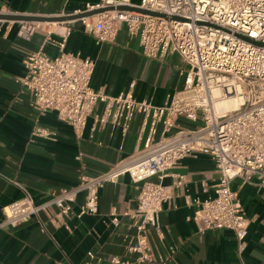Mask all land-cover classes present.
I'll return each instance as SVG.
<instances>
[{"label": "built area", "instance_id": "2783aa9c", "mask_svg": "<svg viewBox=\"0 0 264 264\" xmlns=\"http://www.w3.org/2000/svg\"><path fill=\"white\" fill-rule=\"evenodd\" d=\"M119 5L163 16L116 9ZM106 7L113 9L76 21L97 44L112 42L125 24L129 37H138L146 58L162 59L178 54L186 65L183 88L161 105L136 99L130 88L117 95L95 90L90 84L94 61L65 51L75 21L0 20V29L5 24L11 28L17 23L15 34L25 41L43 29L44 43L24 59L25 75L18 79L40 114L56 112L72 127L75 136L81 138L88 116L101 103L103 110L96 121L102 127L120 128L125 135L130 122L140 114L147 132L142 148L133 157L121 159L93 176L85 174V164L76 155L78 184L54 191L47 203L35 204L22 187V196L2 207L3 224L25 223L48 205H53L56 216L63 220L71 213V203L78 193H83L85 200L75 215L96 214L99 189L128 175L135 184L137 197L135 209L130 213L135 233L128 238L124 254L101 261L88 251L86 259L79 264L151 262L149 233L151 230L159 233L164 203L174 196L175 190L181 193L186 183V175L173 169L185 157L201 153L212 160L218 178L213 185V196L203 199L185 196L188 204L195 205L192 219L200 233L217 229L233 231L241 251L248 219L232 182L257 179L264 186V45L256 44L264 42V0H99L71 13ZM0 12L13 13L2 8ZM63 14L66 13L50 15ZM47 44L55 46L57 53L47 54L44 51ZM231 94L242 98L238 107L215 108V101ZM179 117L193 126L180 125ZM32 134L52 136V132L42 127H35ZM167 178H170L168 184ZM111 215L112 223L117 225L114 209Z\"/></svg>", "mask_w": 264, "mask_h": 264}, {"label": "crops", "instance_id": "0c3cea01", "mask_svg": "<svg viewBox=\"0 0 264 264\" xmlns=\"http://www.w3.org/2000/svg\"><path fill=\"white\" fill-rule=\"evenodd\" d=\"M98 1L0 0V8L50 15L71 13ZM7 26L0 29V264H79L88 251L101 261L121 256L128 238L135 233L130 213L136 206L137 189L128 175L99 189L96 214L75 215L85 200L84 194L78 193L71 203V213L63 220L56 216L57 209L48 205L25 223L3 224L2 207L19 199L22 187L35 204L47 203L54 191L78 184L76 155L85 164V174L93 176L121 159L133 157L142 148L147 133L140 114L130 122L125 135L120 128L102 127L96 121L103 110L101 103L88 116L81 138L56 112L40 114L18 79L25 75L24 59L43 45L45 34L39 29L25 41L15 34L17 23ZM44 51L54 55L57 48L47 44ZM65 51L93 60L91 87L109 95L130 88L136 99L161 105L184 85L186 65L180 56L174 53L162 59L146 58L138 37H129L125 24L112 42L97 44L75 21ZM177 122L193 126L182 123L180 117ZM35 127L48 129L51 138L33 135ZM173 171L185 174L186 183L181 193L175 190L164 203L159 233L151 230L148 237L153 261L143 264H264V186L257 179L232 182L248 219L244 247L238 251L231 230L198 232L192 219L195 205L185 199L213 196L218 171L212 160L198 153L182 159ZM169 182L170 178L165 179L166 184ZM113 209L117 225L111 221Z\"/></svg>", "mask_w": 264, "mask_h": 264}, {"label": "water", "instance_id": "95a60500", "mask_svg": "<svg viewBox=\"0 0 264 264\" xmlns=\"http://www.w3.org/2000/svg\"><path fill=\"white\" fill-rule=\"evenodd\" d=\"M108 9H113V7H106V8H98V9H93V10H88V11H82L80 13H66L63 15H37V14H20V13H2L0 12V20L3 21H39V22H62V21H76L82 17H87L91 16L93 14H96L98 12L108 10ZM116 9L119 10H131V11H136V12H141L145 14H150V15H155V16H163L160 13L153 12V11H148L145 9L137 8V7H132V6H124V5H119L116 7ZM174 19H179L178 17H173ZM256 44H261L264 45V42H257Z\"/></svg>", "mask_w": 264, "mask_h": 264}, {"label": "bare ground", "instance_id": "6f19581e", "mask_svg": "<svg viewBox=\"0 0 264 264\" xmlns=\"http://www.w3.org/2000/svg\"><path fill=\"white\" fill-rule=\"evenodd\" d=\"M215 93H217V91ZM241 102H242V98L240 97L239 94H231L227 96L225 99L215 101L214 106L216 109L222 107L224 110H230L238 107Z\"/></svg>", "mask_w": 264, "mask_h": 264}, {"label": "rangeland", "instance_id": "374dc122", "mask_svg": "<svg viewBox=\"0 0 264 264\" xmlns=\"http://www.w3.org/2000/svg\"><path fill=\"white\" fill-rule=\"evenodd\" d=\"M180 121L184 124H189V121L187 119H185L184 117H180ZM174 132V130H173Z\"/></svg>", "mask_w": 264, "mask_h": 264}]
</instances>
